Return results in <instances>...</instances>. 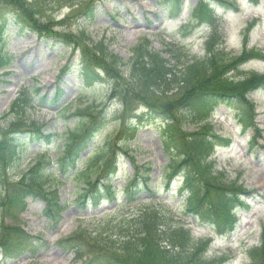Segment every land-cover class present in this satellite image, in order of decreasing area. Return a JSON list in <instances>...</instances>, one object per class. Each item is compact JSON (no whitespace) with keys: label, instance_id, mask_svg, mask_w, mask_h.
I'll use <instances>...</instances> for the list:
<instances>
[{"label":"rangeland","instance_id":"rangeland-1","mask_svg":"<svg viewBox=\"0 0 264 264\" xmlns=\"http://www.w3.org/2000/svg\"><path fill=\"white\" fill-rule=\"evenodd\" d=\"M159 1L161 0H76V5L70 6L59 0L58 5L53 4L42 9L30 0H0V17L4 15L12 18L14 10L20 14L24 11L27 18L33 17L37 25L59 38V41L49 37L40 38L29 32L26 27L9 21L3 37V50L11 57V63L8 70H0V140L11 134L7 133L9 131L5 128L7 120L1 118L8 113L19 90L37 89L39 98H46L48 101L54 99L57 92H63L58 104L41 106L39 102L27 112V124L40 126L41 133L54 135L56 142L48 147L41 142L29 141L23 165L8 171L3 178L6 182L9 181V188L17 183L42 155H47L46 160L51 162L55 171L57 170L55 160L61 152L66 130H72L77 125L75 122L79 117L71 115L78 108L83 109L94 103L99 106L95 117L99 112L105 117L106 121L99 132L98 145L102 144L104 137L111 134V129L118 120L122 123L128 118L126 113H122L121 98H127L129 92L128 84L122 75L117 80L113 73L105 72L97 66L94 68V65L90 64L92 75L95 74L98 81L91 83L90 87L81 85L78 77L79 61L84 54L88 55L87 57L91 55L92 43L103 41L112 55L124 61L131 57L132 48L141 43L142 39L148 40L150 48L161 53L166 60H169V57L163 50L164 44L172 45L185 58H201L204 55L203 43L211 27L197 29L194 34H179L181 25L187 21L198 0H184L182 15L172 20L161 16V9L157 5ZM228 1L235 3L238 10L217 9V19L214 23L223 39V49L233 55L240 54L241 32L247 23L256 19L257 23L249 34L246 50H258L264 54V0ZM73 2L70 0L69 4ZM204 2L211 3L212 0ZM209 10V7L205 9L206 12ZM68 44L70 47L66 46ZM250 56L248 55V58ZM97 63L102 66L100 61ZM251 74L264 75V60L250 58L236 70L221 73L217 82L221 84L228 78L227 81L234 86L246 81ZM138 92L139 90L136 94ZM248 92L246 90L243 95L247 94L246 100L254 106V119L249 117V106L239 111L241 118L234 110L223 106L217 108L211 116L213 132L222 138L223 146L226 142H231L229 148L218 146L214 149L211 160L215 162V172L222 175L220 179L225 184L237 187L236 192H245L238 193V201L232 199L229 207L239 220L237 230L233 234H216L208 223L206 224L218 200V195L213 193L200 201L203 207L197 206L196 210L205 215L203 219H183V223L189 225L192 237L210 240L205 257L218 263L225 260L227 264H249L247 251L259 245L264 235V92ZM136 101L130 103L129 108L139 109L141 103L137 105ZM197 130L195 127H188L186 134ZM111 138L117 141L119 135L113 133ZM129 149L132 152L128 156L132 157L137 165L148 163L151 166L150 177L153 185L156 184L158 188L157 196L153 197V200H159L169 209L181 212L183 208L180 207V202L183 198L178 194V181L175 180L170 192H167L164 182L159 180L161 168L168 164V158L163 152L156 130L145 128L138 131ZM82 159H85V156ZM119 160L123 162V172L131 174L132 168L127 162V157L120 155ZM1 173L0 166V179ZM191 180L194 181L192 177ZM113 184H118L116 192L120 198L119 203L115 205L104 201L98 209L91 206L84 209L79 206L76 200L83 187L80 182L76 184L72 180H65L55 191L50 187L57 196V202L65 206L57 221H51L46 216L44 201L28 199L16 207H11L17 201L10 200L11 195L7 197L3 190L0 203L6 210L0 211V236L3 242L8 240L2 243L6 249H0V264H81L76 261L74 254L59 246L60 241H68L67 239L81 231H85L86 236L92 234L107 220L118 224L120 217L128 216L127 214L140 208L137 203L124 205L125 196L121 190L127 184L126 179L116 177ZM171 191L172 197L169 196ZM148 199L150 196L145 193L139 195L141 202ZM209 204L213 207L209 208ZM100 247L112 250L102 245ZM125 250L129 254L126 258ZM125 250L121 245L114 251V254L120 257V263L127 259L129 264H147L144 255L135 257L137 252L142 253L137 245H127ZM93 253L85 247L79 256L92 259ZM119 261L116 264H120Z\"/></svg>","mask_w":264,"mask_h":264},{"label":"trees","instance_id":"trees-1","mask_svg":"<svg viewBox=\"0 0 264 264\" xmlns=\"http://www.w3.org/2000/svg\"><path fill=\"white\" fill-rule=\"evenodd\" d=\"M57 1L59 0H30L42 9L53 4L58 5ZM60 1L65 5H76V0L71 4H69L70 0ZM216 2L223 7L227 1ZM207 7L210 8L208 12L205 11ZM181 8L182 0H165L163 6L165 14L171 18L179 14ZM211 11L213 8L209 2L199 0L188 23L182 27V33L190 31L197 22H203L210 16L214 17ZM14 13L12 18L4 15L0 17V70L8 69L11 63V57L3 50L5 43L3 37L9 21L17 26L26 27L29 32L40 38L49 37L59 41L52 32L37 25L33 17L27 18L24 11L20 14L14 10ZM255 23L256 21H253L248 24L242 31V50L238 55L223 49V39L214 29L204 44V55L201 58H185L172 45L164 44L163 50L169 57V60H166L161 53L154 52L150 48L148 40L142 39L141 43L132 48L131 57L124 61L112 55L103 41L92 43L90 48L92 56L87 57L88 55L84 54L79 61V77L87 87L98 81L95 74L92 75L93 69L90 64H93L94 68L97 66L105 72L113 73L117 80L123 76L129 92L127 98H121L122 113H126L125 116L128 118L122 123L118 120L111 129V134L104 137L102 144L98 145V136L106 121L105 117L102 112L95 117L99 106L94 103L83 109L78 108L71 115L79 117L75 122L77 125L72 130H66L61 152L55 160L57 170L55 171L51 167V162L46 160L47 155H42V158L34 163L17 183L10 184L11 188H9L7 183L9 181L6 182L3 178L8 171L23 165L29 141L41 142L48 147L56 142L54 135H43L40 126L27 124V112L39 102L40 105L47 106L57 104L61 96L59 91L54 99L48 101L46 98H39L37 89L19 90L8 113L1 118L7 120L5 128L9 131L7 133L11 134L0 140V166L3 179H0V198L3 195L2 191L5 190L7 197L11 195L10 200L17 201L11 207H16L27 199L42 200L46 205V216L51 221H57L65 206L57 202V196L52 189H49L50 187L55 191L65 180H72L76 184L80 182L83 187L76 200L79 206L84 209L87 206L99 208L104 201L119 203L120 198L116 192L118 184L113 182L116 177L124 178L127 180V184L121 190L126 196L124 205L137 203L140 208L130 212L128 216L120 217L118 224L107 220L101 223L97 230L91 232L92 234L86 236L85 231H81L67 239L68 241H60L59 246L74 254L76 261L81 264L107 262L116 264L120 257L115 255L114 251L121 245L125 250L126 246L131 244L137 245L142 253L144 252V254L137 252L135 257L144 255L147 264H224L225 260L218 263L205 257L210 240L192 237L190 227L183 223V219L195 221H198L199 217L203 219L205 215H201V212L196 210L197 206L203 207L200 201L207 199L208 195L213 193L218 195V200L206 224L208 223L207 225L216 234L233 233L237 228L238 219L229 207L232 199L238 201V193L245 192H236L237 187L225 184L220 179L222 175L215 172V162L211 160V156L216 147L223 146V141L213 132L209 116L213 108L224 105L236 110L238 114L245 106H249L251 114L249 117H254V106L246 100L247 94L245 96L243 93L246 90L264 92V75L251 74L246 81L234 86L227 81L228 78L227 80L225 78V82L221 84L217 81L221 73L236 70L250 58L264 60L261 51L246 50L249 33ZM69 45L66 46L70 47ZM248 55L251 56L248 58ZM97 61H100L102 66ZM137 90H139L138 94H136ZM134 100H137L135 102L137 105L141 103L139 107L145 111L143 114H135L138 107L135 110L129 108ZM168 100L172 102H164ZM105 115L107 116L106 113ZM238 116L242 117L240 114ZM156 123H162L157 127L160 131L158 137L163 152L168 158V164L161 168L159 180L164 182V189L168 191L171 182L176 178L179 179L178 194L183 198L180 202L183 210L179 213L161 204L159 200L153 201L152 197L157 194L158 188L156 184L153 185L150 177V164L137 165L135 160L128 156L131 152L129 146L138 131L141 128L160 125ZM188 127H195L198 130L186 134ZM113 133L119 135L117 141L112 140ZM84 151H88V154L82 159L81 154ZM120 155L127 157L132 168L131 174L123 172ZM141 192L150 195L147 202L138 200ZM211 207L213 206L209 204V208ZM0 208H2L0 211L5 212L6 209L1 203ZM7 240L3 242L0 236V249H6L2 243ZM101 245L111 248L113 252L100 247ZM85 247L95 253H93L94 258L79 256ZM128 255L126 251L124 258ZM247 256L249 264H264V235L259 245L247 251ZM124 261L119 263L123 264ZM124 264H129L127 259Z\"/></svg>","mask_w":264,"mask_h":264}]
</instances>
